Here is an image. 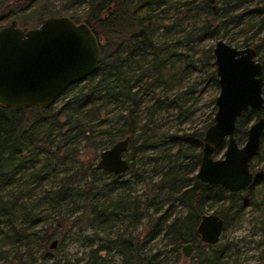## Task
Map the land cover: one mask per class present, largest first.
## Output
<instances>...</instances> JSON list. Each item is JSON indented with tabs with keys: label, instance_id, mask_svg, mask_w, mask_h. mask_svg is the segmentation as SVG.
Returning <instances> with one entry per match:
<instances>
[{
	"label": "trees",
	"instance_id": "1",
	"mask_svg": "<svg viewBox=\"0 0 264 264\" xmlns=\"http://www.w3.org/2000/svg\"><path fill=\"white\" fill-rule=\"evenodd\" d=\"M126 1L131 0H62L55 11L47 12L78 19L81 14L73 6L86 3L81 17L91 22L99 38L98 68L85 80L82 79L81 84L72 86L71 92L54 110L49 106L30 107L27 110H37L41 114L24 118L20 109L0 104V109L10 110L16 115L13 117L0 112V258L7 262L5 264H34L36 259L42 258L48 252L51 240L56 239L58 229L65 224L60 220L67 219L65 214L78 208L80 213L70 219L79 223L78 232L82 230L80 222L83 221L97 230L109 228L107 240L90 247L80 264H101L99 251L111 248L120 252L119 264H155L154 255L148 257L141 251L147 239L162 232L172 240L174 250L185 242L196 247L201 240L195 226L200 215L215 201L229 198L226 205L222 203L214 208V213L224 220V229L229 219L224 213L231 208L234 196L239 192L242 200L230 217L254 198L253 187L262 180V169H254L251 160L260 156L259 148L249 160L253 181L238 191L227 190L223 195V186L205 183L194 175L200 160L202 132L211 123L215 105L199 127L163 130L160 122L151 121L149 125L148 121L155 111L163 107L177 109V114L182 116L191 113L186 96L181 103L178 98L180 93L182 96L194 91L197 81L186 80V77L191 69H197L198 56L193 57L194 52L183 48L182 42H195L202 46L200 54L206 66L205 80L215 86L212 45L203 46L204 40L211 36H227L233 40L237 31L241 32L237 42L252 44L255 55L261 53L264 70V32L260 34L264 29V0H134L128 3L130 12L126 9V13L118 15L116 10ZM161 4L172 7L178 16L164 22L167 12L161 13L157 9ZM201 18L199 25L197 22ZM181 21H186L189 28L180 36L177 32L183 28L178 26ZM232 27H236L235 31L229 32ZM158 29L166 35L177 34L158 40L155 37ZM107 43H113L108 51ZM176 61L181 63L186 74L177 75L174 80L178 84L185 81L183 90L173 95L155 93V87L171 85L176 71L165 72L164 67L166 64L172 66ZM215 95L210 98L213 103ZM108 103L119 106L111 121H107V116L104 118L101 110ZM247 111L248 114L254 112L255 117L259 114L264 116V103L260 111ZM248 114L243 113L237 119L245 115V125ZM60 116L62 121L58 120ZM35 123L40 124L35 127ZM55 125L59 126V131L62 127L61 144H57V150L65 147L66 143L72 145L79 134L88 138L95 127L107 133L110 142L127 136L124 155L128 159L125 170L128 176L88 164L65 174L62 181L42 187L39 184L45 173L41 168L35 167L28 172L30 181L16 175L26 162L33 164L31 151L52 144L49 133ZM263 139L264 127L261 141ZM91 143L92 147L104 148L99 139L95 145ZM64 153L74 156L77 151L72 145ZM103 174L106 178L102 177ZM79 177L87 179L81 183ZM143 178L146 190L140 194L131 193L129 183ZM75 182L81 185L77 186ZM165 200L166 206H162ZM176 202H180L185 211L171 215L168 208ZM47 210L53 213L49 215ZM143 217L150 224V232L146 234L148 238L142 240L139 236L125 233L126 227L140 224ZM120 225L124 226L123 229ZM214 244L216 242L204 243ZM212 248L209 253L205 250L197 252L199 264H219L220 255L227 245L220 243ZM259 255L261 264H264V248ZM59 259L55 256L49 264H69L59 262Z\"/></svg>",
	"mask_w": 264,
	"mask_h": 264
},
{
	"label": "water",
	"instance_id": "2",
	"mask_svg": "<svg viewBox=\"0 0 264 264\" xmlns=\"http://www.w3.org/2000/svg\"><path fill=\"white\" fill-rule=\"evenodd\" d=\"M218 91L214 111L202 132L200 160L194 172L199 180L238 191L252 183L254 174L249 160L260 146L264 116L249 121L241 144L235 137L237 118L249 108L263 107L262 63L252 44L236 47L222 37L212 45ZM100 54L95 34L83 21L68 15L44 17L38 26L22 31L12 19L0 27V104L20 108L50 104L67 85L94 72ZM128 137L124 136L98 151L94 168L114 174L125 171L124 155ZM223 151L215 156L220 145ZM223 218L203 212L195 230L201 241L218 240ZM52 239L49 247H53ZM190 242L181 246L188 256Z\"/></svg>",
	"mask_w": 264,
	"mask_h": 264
},
{
	"label": "rangeland",
	"instance_id": "3",
	"mask_svg": "<svg viewBox=\"0 0 264 264\" xmlns=\"http://www.w3.org/2000/svg\"><path fill=\"white\" fill-rule=\"evenodd\" d=\"M134 0L126 1L118 10H116L117 14H123L126 13V9L128 12L129 10V4H131ZM7 2V0H2L0 3V8ZM62 3V0H35L34 2V8L35 10H31L28 6V9L23 11L22 13L24 16H18L17 21L20 24H30L32 19V11H34L35 16L39 17V20L47 13V12H53L56 10V8L59 7V5ZM12 4V1L10 2ZM128 5V6H127ZM127 6V8H126ZM73 8H76V12L81 14L86 9V3H79L76 6H73ZM11 10L14 11V14L21 13L20 10H17L15 5H11ZM157 9L161 10V13L167 12V15L163 18V21L167 22V19L170 20L172 17L178 16L177 13H175L174 10L171 8L165 7L164 5H160ZM142 11V8H141ZM81 16H79L78 19H83ZM202 23V18L198 20L197 24ZM180 28V31L177 33L181 36V34L184 32L186 28H189L186 24V21H181L178 23ZM160 28V27H159ZM232 30H229V32L235 31L236 27H232ZM220 32H223L221 29ZM234 35L233 40H229L227 36H220L228 43L236 46V47H242L238 41V38L242 36L241 32L237 31ZM264 32V29L260 31V34ZM177 33H173L171 35H166L163 33H160L159 29L156 32V39L160 40L164 37L171 38ZM227 35H230L227 33ZM217 37H209L204 40L203 46H210L213 45L215 39ZM112 44H105V47L108 50L111 49ZM183 48L188 49V52H194L193 57L196 58V65L197 69H191L186 77V80H196L197 82L194 84V91L187 95H182L181 93L179 95L178 100L180 103L184 100L186 96V103L189 104L188 106H191V113L182 116L178 115L176 110L172 107H163L159 109L158 111H155V113L152 115V118L150 121H148V124H151V121H157L160 122L161 128L163 130H172L175 128H190L193 127H199L204 120L210 115L212 108L214 107V103L211 101V96L217 93L218 91V85L215 86L212 83H210L208 80H205V72H206V66L201 61V45L196 44L195 42H182L181 43ZM212 47V46H211ZM256 57L259 60H262L261 53L256 54ZM164 71H172L175 72V76L172 78V83L170 86L166 87L162 84L155 87L153 91L155 93H158L159 95L164 94H175L183 90L185 81H181V83L175 82V78L177 75H186L183 73L181 68V63H173L172 66L167 65L164 67ZM263 78H264V70H263ZM85 80V79H84ZM200 80V81H198ZM83 82V80L77 81L73 83L70 87H67L55 100L49 105L51 110H54L63 100L65 96H67L71 92V87L74 85H79ZM193 82V81H189ZM183 84V85H181ZM166 88V89H165ZM151 93V92H150ZM263 95H264V85H263ZM151 99H149L148 102H150ZM121 106V105H120ZM118 105H112L110 103L105 104L101 107V110L103 112V116L107 121L113 120L114 113L118 109ZM142 107V105H141ZM252 110V109H251ZM22 116L24 118L26 117H33L36 114L40 115L41 113L37 110H21ZM0 112L5 113L9 116L15 117V113L10 110H2L0 109ZM248 111L244 112V114H248ZM143 113V112H142ZM141 113V114H142ZM255 113H249V118L247 119V123L244 125L243 121L246 120L245 115L241 117L240 119H237L238 121L235 124V137L237 140V143L241 144L245 138V132L246 127L250 120H252L255 115ZM40 119V118H39ZM63 117L60 116L58 118L59 121H62ZM31 121V120H29ZM32 122V121H31ZM36 124V123H35ZM40 123H37L35 127H38ZM58 125H55L49 133V136L52 138L53 142L49 147H45L43 149L40 148L38 151H31L30 156L34 157L33 164H28L27 162L24 164V166L20 167L18 171L15 173L16 175L21 176V178H26L30 181V177L28 176V172L33 170L35 167L41 168L43 173H45V177L41 180L39 186L46 187L51 183H57L60 179L61 181L64 178L65 174H70L75 168H82L87 167L88 164H94L97 159L98 151L102 149L101 146L96 145L95 147H92L89 142L92 141L91 144L94 142H97L99 139V144L102 143L104 147L110 145L112 141H108V134L104 133L100 130V127H95L93 131L90 133L88 138L84 137L83 135L79 134L76 137L75 142H72V145H74L77 153L76 155H70L68 153H64V151L71 147L70 143H66L65 147L59 148L57 150V144H61L60 139V132L62 133V127L60 131L58 130ZM95 145V143H94ZM93 145V146H94ZM58 151V152H57ZM223 151V145L221 144L219 149L214 152L215 156H220ZM259 157H254L251 162H254L253 168L262 169V180L254 184V198L249 201L247 204H244L239 210L236 211L234 214V217H230L234 213V208L237 207V204L242 200V194L238 192L237 195L234 196L231 202V208H229L225 213V217L227 216L228 223L224 229H222L221 234L216 241V244L214 245H204V242L200 241L199 245L196 247H191L189 249V254L186 257H183L180 247L177 250H174L172 248L173 243L172 240H169L168 237H166L162 232L156 235L155 237L151 239H147V241L144 244V248L141 249L144 255L151 257L154 255L155 264H199V258L197 256V252L199 250H205L207 253H209L213 248V246H217L220 243H224L227 245V248L224 249V251L220 255L219 264H261L260 262V255L261 249L264 248V139L260 142L259 146ZM126 156V154H125ZM15 175V176H16ZM122 176L126 177L128 176L127 171L122 172ZM102 177L106 178V175H102ZM87 177H79V181L81 183L86 180ZM80 182H75L77 186L81 185ZM32 183V182H31ZM131 185V193L140 194L143 192V190H146V184L144 182V178L138 180L137 182H131L129 183ZM74 185V183H73ZM73 185L71 187H73ZM7 190V188H5ZM4 193V190H1ZM38 192V191H37ZM227 190L224 188L221 192V194H226ZM162 198V197H161ZM229 201V198L221 199L218 201H215L211 207L207 208L205 212H214V208L219 206L220 204H227ZM167 200L163 201L162 206H166ZM168 210L170 211L171 215H180L185 211V207L180 203L176 202L175 205L169 206ZM46 213L51 215L53 213L52 210H47ZM77 213H80V208L76 209L75 211H72L71 213L65 214L67 216V219L65 220L61 219L60 221L65 224H62L60 229H58L57 237H56V243L55 247L48 248V252L44 253V258L36 259L34 264H49L51 260L55 258V256H59V262H67L69 264H80L85 258L88 253V250L90 247H93L97 243H102L107 240L106 237V231H108L109 228H106L105 230H97L93 225H90L86 223V221L80 222V225H82V230L80 232L77 231L79 223H75L72 219L70 221L72 216H75ZM145 221V218L143 217L141 219L140 224L133 225L126 227L125 233L128 235H134L139 236L142 240L148 238V235L146 234L150 232V224L149 222L143 223ZM121 229H123L124 226H121ZM111 236V235H109ZM198 239V238H197ZM121 258V254L119 251H117L114 248H111L110 250H100L99 251V259L101 261V264H119ZM152 260V259H151ZM6 261L3 260V258H0V264H5ZM100 264V263H99Z\"/></svg>",
	"mask_w": 264,
	"mask_h": 264
},
{
	"label": "flooded vegetation",
	"instance_id": "4",
	"mask_svg": "<svg viewBox=\"0 0 264 264\" xmlns=\"http://www.w3.org/2000/svg\"><path fill=\"white\" fill-rule=\"evenodd\" d=\"M2 0H0V3H1ZM12 1V4H10V2ZM34 2L35 0H7V2L0 8V27L5 25L6 23H8L10 20L14 19L15 20V26H17L18 28H20L22 31H25L27 28H31V27H36L39 25V23L41 22V20L44 18V17H47V16H57V15H67V14H50V13H46L40 20H39V17L38 16H35L34 14V11H32V21L30 24L26 25V24H20L18 21H17V18L18 16H24V14L22 13L23 11L27 10L28 9V6L31 7L30 9L31 10H35L34 8ZM11 5H15L17 10H20L21 13L19 14H14V11L11 10ZM73 20L75 22H79V21H83L87 24V26L92 30V32L95 34L94 30H93V25L91 24V22H89L87 19L83 18V19H74ZM96 36V39H97V43H98V49H99V38ZM99 54H100V51H99ZM99 65V64H98ZM98 68V67H97ZM91 74V73H90ZM262 75H263V65H262ZM88 76V75H87ZM85 79V77L83 78ZM80 81V80H79ZM73 84V83H72ZM72 84H69L67 86H65L59 93L58 95L55 97L57 98L67 87H70ZM263 85H264V79H263ZM263 88V87H262ZM54 98V100H55ZM53 100V101H54ZM52 101V102H53ZM51 102V103H52ZM50 103V104H51ZM50 104H47V105H40V106H34V105H29V106H24V107H20V108H12V109H20V110H25L27 108H39V107H47L49 106ZM2 105V104H1ZM5 106V105H4ZM8 107V106H7ZM11 108V107H9ZM251 109V108H249ZM253 110V109H252ZM227 190V189H226ZM199 220V219H198ZM196 227V226H195ZM198 235V234H197ZM199 238V237H198ZM200 240V239H199ZM203 242V241H202ZM181 249V247H180Z\"/></svg>",
	"mask_w": 264,
	"mask_h": 264
}]
</instances>
